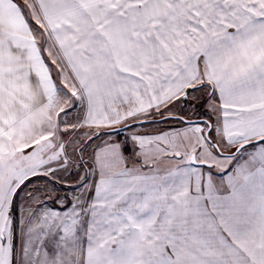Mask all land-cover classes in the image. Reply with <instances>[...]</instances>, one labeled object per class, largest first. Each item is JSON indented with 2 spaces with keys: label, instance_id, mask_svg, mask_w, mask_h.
Instances as JSON below:
<instances>
[{
  "label": "snow or ice",
  "instance_id": "6c2138e0",
  "mask_svg": "<svg viewBox=\"0 0 264 264\" xmlns=\"http://www.w3.org/2000/svg\"><path fill=\"white\" fill-rule=\"evenodd\" d=\"M0 264H264V0H0Z\"/></svg>",
  "mask_w": 264,
  "mask_h": 264
}]
</instances>
